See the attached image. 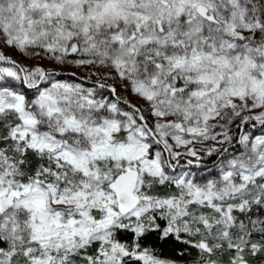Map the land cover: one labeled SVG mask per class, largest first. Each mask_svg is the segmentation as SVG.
<instances>
[{
	"label": "snow or ice",
	"instance_id": "6c2138e0",
	"mask_svg": "<svg viewBox=\"0 0 264 264\" xmlns=\"http://www.w3.org/2000/svg\"><path fill=\"white\" fill-rule=\"evenodd\" d=\"M0 264H264V0H0Z\"/></svg>",
	"mask_w": 264,
	"mask_h": 264
},
{
	"label": "rangeland",
	"instance_id": "374dc122",
	"mask_svg": "<svg viewBox=\"0 0 264 264\" xmlns=\"http://www.w3.org/2000/svg\"><path fill=\"white\" fill-rule=\"evenodd\" d=\"M10 54H12V53H10ZM12 55H16V54H12ZM22 62L29 63V61H24V60H22ZM67 71H72V69H68ZM208 166L211 167V160L208 161Z\"/></svg>",
	"mask_w": 264,
	"mask_h": 264
},
{
	"label": "trees",
	"instance_id": "16d2710c",
	"mask_svg": "<svg viewBox=\"0 0 264 264\" xmlns=\"http://www.w3.org/2000/svg\"><path fill=\"white\" fill-rule=\"evenodd\" d=\"M14 56H15V58L18 59V60H23V58L20 57L19 55H14ZM24 61H27V60H24ZM72 70H73V69H72ZM192 255H193V257H194L195 253H193ZM189 259L191 260L192 257H190Z\"/></svg>",
	"mask_w": 264,
	"mask_h": 264
}]
</instances>
